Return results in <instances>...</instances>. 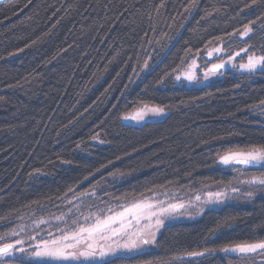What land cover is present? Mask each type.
Instances as JSON below:
<instances>
[{"label": "trees", "instance_id": "1", "mask_svg": "<svg viewBox=\"0 0 264 264\" xmlns=\"http://www.w3.org/2000/svg\"><path fill=\"white\" fill-rule=\"evenodd\" d=\"M246 25L243 44L264 52V0L0 1V236L72 194L128 201L233 181L217 159L264 147V70L199 87L172 74ZM142 105L168 113L121 121ZM260 241L264 197L167 225L156 248L99 264H238L217 251Z\"/></svg>", "mask_w": 264, "mask_h": 264}, {"label": "rangeland", "instance_id": "2", "mask_svg": "<svg viewBox=\"0 0 264 264\" xmlns=\"http://www.w3.org/2000/svg\"><path fill=\"white\" fill-rule=\"evenodd\" d=\"M251 28L250 25H248ZM252 29V28H251ZM245 27L239 32H235L229 35L227 38L220 39L211 45L206 46L199 52L190 54L186 61L181 65V67L172 74V80L176 84H184L189 87H199L210 83L213 80L222 78L226 71H233L236 73H255L257 71L264 70V66L258 65L257 69L249 72L246 69L240 67L241 64H247L249 57L254 58H264V52L257 53L250 49L249 46L244 45L243 41L246 40L251 34L242 36ZM246 50V51H245ZM224 63L225 67L215 71L209 72L208 70L215 64ZM149 62L142 68V73H145L149 69ZM191 79H188V77ZM179 77V78H178ZM162 108L163 112L161 114H153L151 112L146 113L143 119H125V117L135 116L139 111L145 108ZM167 110L164 107L156 105H142L137 107L122 115L121 121L125 124H130L134 126H140L146 121H154L163 119L167 115ZM97 142H99L97 140ZM234 150L226 152L223 155H227L232 152H247L252 150ZM217 159V164L221 167L227 168L234 174V180L228 184H209L196 192H186L170 189H161L141 197H137L128 201H113L110 202L107 198L97 197L96 194L90 192L83 195L72 194L68 199L65 200L62 206V210L56 215L44 218V219H22L19 223L9 230L6 234L0 236V246L3 244L11 243L15 247L25 249L28 255L22 256L19 252H13L10 257L0 258V264H29L31 262L45 263V264H99L104 261L110 260L116 256H131L143 251L152 250L156 248V239L159 236L162 229L170 224L177 222H187L198 219L205 211L219 209L226 204H247L252 199L256 197H264V186L259 183L250 184L245 181L252 180L253 178L264 177V174H257L254 172L255 167L264 166H245L241 164L231 163L229 165L221 164L220 157ZM232 188H237L239 191L233 192ZM223 193L220 197L213 196L209 198L208 193ZM251 192L252 195L249 197L247 193ZM199 196L200 199L196 200ZM142 200H148L154 207L152 211H158L159 207L167 208L169 204H183V208H177L175 211L162 216L164 223L163 225L155 230V240L149 244L141 243L139 250L137 251H126L123 249H117L115 253H110L104 256L100 255L101 247L107 252V246L112 248H117V245L126 242L130 235H120L115 236L111 240L98 241L95 248V255L90 257H79L77 259L68 260H54L48 257H34L30 253L34 251V246L40 244L42 240H50L51 237H58L61 232L57 229H64L65 232L71 233L74 231L78 225H85L95 223L97 217L104 218L105 216L112 215L123 210L124 207L129 206L133 202H138ZM159 202H163L161 205ZM111 210V211H109ZM62 217V219H57ZM87 219V223L85 218ZM130 219V217H129ZM76 222L75 224L73 222ZM133 223V228L131 231H135L137 227H144L148 221L146 219H141L140 224L137 226L135 221ZM152 223H155L153 218ZM112 227L119 228L120 224H113ZM136 239V237H131ZM144 238H149L145 236ZM19 240L22 243L16 244ZM258 243V242H255ZM251 244V243H241L226 246L219 249L217 252L222 255L235 256L238 260V264H264V250H257L255 253H239V252H225V248H234L237 245ZM81 251L86 250V244L82 245ZM196 253H209L208 251H201ZM203 255L193 256L187 254L180 257L186 261H192ZM176 261V260H175ZM161 264H171V262L161 263Z\"/></svg>", "mask_w": 264, "mask_h": 264}, {"label": "snow or ice", "instance_id": "3", "mask_svg": "<svg viewBox=\"0 0 264 264\" xmlns=\"http://www.w3.org/2000/svg\"><path fill=\"white\" fill-rule=\"evenodd\" d=\"M255 2V0H254ZM252 31L247 25L245 30L241 33L242 36L248 35ZM246 51V50H245ZM258 65L264 66V58H254L249 57L247 64H241L242 69H246L249 72H252L257 69ZM225 67L224 63L213 65L208 71L215 72L221 68ZM179 78V77H178ZM188 79H191L189 76ZM264 103V102H262ZM151 112L153 114H161L163 112L162 108H145L139 111L135 116L125 117V119H143V116ZM221 164L229 165L231 163L241 164L245 166H256L264 165V147L256 148L247 152H232L227 155L220 157ZM246 183L255 184L259 183L264 186V177L253 178L252 180L245 181ZM233 192L239 191L237 188H232ZM223 193H208L209 198L220 197ZM251 197L252 193H247ZM200 197L197 196L196 200H199ZM161 205L163 202H159ZM154 205L148 200H142L138 202H133L129 206L124 207L122 211L113 213L112 215L105 216L104 218L97 217L95 223L85 225H78V227L72 231L70 234L65 232L64 229L58 228L57 230L61 232V235L58 237H53L51 233L49 236L50 240H42L40 244L34 246V251L30 253L34 257H48L54 260H68V259H77L79 257H90L95 255V248L98 241H107L111 240L115 236L120 235H130V238L123 244L117 245V248H112L110 245L107 246V252L104 251L101 247L100 255L104 256L110 253H115L117 249H123L129 252L139 250L141 243L149 244L155 240V230L159 229L164 221L161 219L162 216L170 214L175 211L177 208H183V204H169L167 208L159 207L158 211H152ZM111 211V210H109ZM130 217V219H129ZM153 218L155 223H152ZM57 219H62L58 217ZM87 217L85 221L87 223ZM141 219H146L148 223L144 227H137L135 231H131L133 228V221L138 226ZM76 223L75 221L73 222ZM119 223V228L112 227L113 224ZM136 237L132 239L131 237ZM145 236L149 238H144ZM22 243L17 240L16 244ZM86 244V250L81 251L80 248L82 245ZM257 250H264V241L251 244L237 245L234 248H225V252H239V253H255ZM13 252H19L22 256L28 255L25 249L15 247L11 243L3 244L0 246V258L10 257L13 255ZM193 256L204 255V253H190ZM21 264H23L21 260Z\"/></svg>", "mask_w": 264, "mask_h": 264}, {"label": "water", "instance_id": "4", "mask_svg": "<svg viewBox=\"0 0 264 264\" xmlns=\"http://www.w3.org/2000/svg\"><path fill=\"white\" fill-rule=\"evenodd\" d=\"M0 1H2V0H0Z\"/></svg>", "mask_w": 264, "mask_h": 264}]
</instances>
